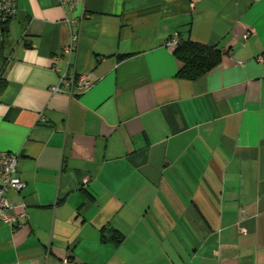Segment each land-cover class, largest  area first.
<instances>
[{"label":"crops","instance_id":"crops-1","mask_svg":"<svg viewBox=\"0 0 264 264\" xmlns=\"http://www.w3.org/2000/svg\"><path fill=\"white\" fill-rule=\"evenodd\" d=\"M82 13L70 27L59 0H16L7 22L0 151L19 153L25 186L7 197L28 217L0 221V264H264V0ZM173 32L219 48L218 65L178 76ZM64 71L93 84L52 92Z\"/></svg>","mask_w":264,"mask_h":264},{"label":"built area","instance_id":"built-area-1","mask_svg":"<svg viewBox=\"0 0 264 264\" xmlns=\"http://www.w3.org/2000/svg\"><path fill=\"white\" fill-rule=\"evenodd\" d=\"M79 0H59V4L64 8L68 15L65 17L66 22L70 27L77 25L80 20L88 16L82 13L78 16L73 12ZM199 0H188V6L190 10H193L196 2ZM16 0H0V27L13 18L15 14ZM252 31H248L244 34V37L250 35ZM79 34L71 33L70 40L62 47V53L60 55L70 56L78 44ZM181 39L177 32H173L164 41V46L168 51L173 52L176 46L180 43ZM55 58H59L58 55ZM258 62L264 61V56L259 55ZM93 84L91 74H78L68 73L64 71L60 74L58 83L50 87L52 92H65L69 95L75 92H83L89 89ZM19 160L18 152L0 151V221L9 224L12 227H19L25 224L27 221V211L25 204L22 200L10 201L7 197V192L10 189L21 190L25 186V182L19 177L17 172ZM15 209H20L15 212Z\"/></svg>","mask_w":264,"mask_h":264},{"label":"trees","instance_id":"trees-1","mask_svg":"<svg viewBox=\"0 0 264 264\" xmlns=\"http://www.w3.org/2000/svg\"><path fill=\"white\" fill-rule=\"evenodd\" d=\"M7 22L1 26L0 44H3L2 39L8 32ZM173 54L181 63L178 76L190 80H194L214 68L222 57V51L219 48L192 40H181Z\"/></svg>","mask_w":264,"mask_h":264},{"label":"water","instance_id":"water-1","mask_svg":"<svg viewBox=\"0 0 264 264\" xmlns=\"http://www.w3.org/2000/svg\"><path fill=\"white\" fill-rule=\"evenodd\" d=\"M2 30V27H0V31Z\"/></svg>","mask_w":264,"mask_h":264},{"label":"rangeland","instance_id":"rangeland-1","mask_svg":"<svg viewBox=\"0 0 264 264\" xmlns=\"http://www.w3.org/2000/svg\"><path fill=\"white\" fill-rule=\"evenodd\" d=\"M5 46V45H4ZM0 63H1V60H0Z\"/></svg>","mask_w":264,"mask_h":264}]
</instances>
